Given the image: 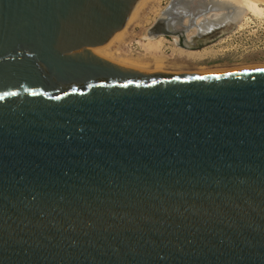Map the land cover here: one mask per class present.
Instances as JSON below:
<instances>
[{
    "label": "water",
    "instance_id": "water-1",
    "mask_svg": "<svg viewBox=\"0 0 264 264\" xmlns=\"http://www.w3.org/2000/svg\"><path fill=\"white\" fill-rule=\"evenodd\" d=\"M137 1L0 0V264H264V68L94 53Z\"/></svg>",
    "mask_w": 264,
    "mask_h": 264
},
{
    "label": "bare ground",
    "instance_id": "bare-ground-1",
    "mask_svg": "<svg viewBox=\"0 0 264 264\" xmlns=\"http://www.w3.org/2000/svg\"><path fill=\"white\" fill-rule=\"evenodd\" d=\"M147 0H138L133 8L131 9L127 21L121 31L114 38L113 43L119 41L120 48L112 49L110 47H90L94 53H97L105 58L113 60L115 62L121 63L123 65H129L141 69H163L165 68L164 62L170 60L173 57L164 52V46L166 38L162 35L157 36L153 34L146 35L148 42L144 44V52L139 56L135 57L133 53L132 42L135 36L134 32L127 33V28L129 25L136 24L137 12L140 6ZM193 0H178L175 5V9L171 10L172 14L169 16V22L167 26L170 29L176 27V21H178L179 10L186 11V15L190 17V12H195L194 10H188L189 3ZM264 0H201L199 2V7L196 9L212 8L206 14H204L195 23L191 24L190 28L182 32L180 35L176 34L175 43L179 47H182V41L187 45L198 46L200 42L208 40L213 37L214 32L218 29L223 30L225 28L235 25V28L242 29L247 25L251 19L249 13L256 15L258 18H264ZM182 7V8H180ZM214 9V10H213ZM179 11V12H178ZM215 11V12H211ZM176 12V14L174 13ZM195 29L194 33L191 31ZM214 51H206L202 53L190 52H179L175 54L174 58L182 59L183 63L178 68L168 70L171 75H179L181 73L194 74V73H204V72H222L231 70H241V69H252V68H264V64H249L244 66H235L229 68H216V69H203V70H192V65H185V59L190 62L194 59L200 60L199 63L208 62L209 58L207 55L212 54ZM264 52L263 47H257L252 50L245 51V59L255 60L254 57L259 55V53ZM215 54V52H214ZM145 60V61H143ZM153 61L152 63H147L146 61ZM192 61V62H193ZM163 72V71H159Z\"/></svg>",
    "mask_w": 264,
    "mask_h": 264
},
{
    "label": "rangeland",
    "instance_id": "rangeland-1",
    "mask_svg": "<svg viewBox=\"0 0 264 264\" xmlns=\"http://www.w3.org/2000/svg\"><path fill=\"white\" fill-rule=\"evenodd\" d=\"M201 0H193L188 5V10L197 11L196 8L199 7V2ZM174 2V3H173ZM177 0H147L139 8L136 17V24L129 25L127 28V33L134 32V40L132 42L133 53L135 57H139L144 52V44L148 42L146 35L149 34V30L156 24V22L165 16V11L171 6V4L176 5ZM264 7V4L262 5ZM182 8V7H180ZM173 7L172 10H174ZM180 11V12H179ZM179 13H184L186 11L179 10ZM212 13L215 11H211ZM176 14V12H174ZM203 15H199L196 19L198 20ZM251 17L249 23L245 25L242 29L235 28V30L219 36L218 38H210V40L196 46L195 48H185L184 46H177L175 43L176 35H162L166 38L164 52L173 57L170 60L164 62L165 68L163 69H147L149 71H163V73H169L168 70L178 68L183 63L182 59L174 58L175 54L181 52H194L202 53L206 51H214L212 54L207 55L209 58L208 62L199 63L200 60L194 59L190 62L188 60L185 65H192V70H203V69H216V68H229L235 66H244L249 64H264V52L259 53L255 60H246L245 51L252 50L257 47L264 48V18H258L256 15L249 13ZM184 23L186 25L190 24V17H184ZM196 30L193 29L191 33ZM112 47V49H119V41L111 43L105 47ZM145 61V60H143ZM193 61V62H192ZM147 63H152L153 61H146ZM146 70V69H145ZM174 75V74H173Z\"/></svg>",
    "mask_w": 264,
    "mask_h": 264
},
{
    "label": "snow or ice",
    "instance_id": "snow-or-ice-1",
    "mask_svg": "<svg viewBox=\"0 0 264 264\" xmlns=\"http://www.w3.org/2000/svg\"><path fill=\"white\" fill-rule=\"evenodd\" d=\"M259 71H264V69H258Z\"/></svg>",
    "mask_w": 264,
    "mask_h": 264
}]
</instances>
